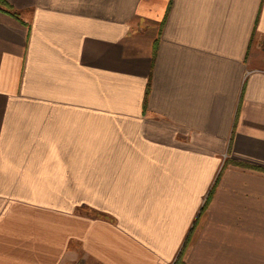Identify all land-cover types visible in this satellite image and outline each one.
Masks as SVG:
<instances>
[{
    "label": "crops",
    "instance_id": "1",
    "mask_svg": "<svg viewBox=\"0 0 264 264\" xmlns=\"http://www.w3.org/2000/svg\"><path fill=\"white\" fill-rule=\"evenodd\" d=\"M3 1L0 264H264V0Z\"/></svg>",
    "mask_w": 264,
    "mask_h": 264
},
{
    "label": "trees",
    "instance_id": "2",
    "mask_svg": "<svg viewBox=\"0 0 264 264\" xmlns=\"http://www.w3.org/2000/svg\"><path fill=\"white\" fill-rule=\"evenodd\" d=\"M0 2L6 3V2L3 1V0H0ZM240 165H243V164H240ZM244 166H246V165H244ZM184 247H185V246H184ZM184 247H183L182 251L180 252L178 259H179V258L181 257V255L183 254Z\"/></svg>",
    "mask_w": 264,
    "mask_h": 264
}]
</instances>
